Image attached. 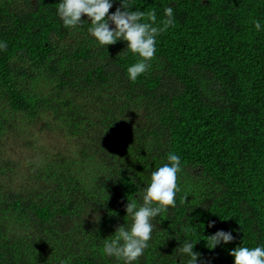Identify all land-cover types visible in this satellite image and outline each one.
<instances>
[{
	"label": "trees",
	"instance_id": "obj_1",
	"mask_svg": "<svg viewBox=\"0 0 264 264\" xmlns=\"http://www.w3.org/2000/svg\"><path fill=\"white\" fill-rule=\"evenodd\" d=\"M59 2L0 0V264H122L104 240L131 223L126 204L170 152L176 208L154 221L138 264H179L185 228L197 264H234L230 250L264 244V0H128L155 12L154 26L165 7L175 18L135 82L127 42L99 45L86 16L65 28ZM42 120L74 148H41L28 175L10 177L5 139ZM220 229L235 239L209 249Z\"/></svg>",
	"mask_w": 264,
	"mask_h": 264
},
{
	"label": "clouds",
	"instance_id": "obj_2",
	"mask_svg": "<svg viewBox=\"0 0 264 264\" xmlns=\"http://www.w3.org/2000/svg\"><path fill=\"white\" fill-rule=\"evenodd\" d=\"M114 3L115 0H60L57 15L65 28L79 27L85 20L82 16H86V20L91 22L88 32L101 46L115 44L121 39L126 41V48L139 57L126 69L128 79L135 82L147 72L149 62L157 52L160 34L174 26V10L171 6L165 7V19L161 21V26H154L157 20L155 12L130 10L128 0H120L121 6L110 12ZM145 18L149 22H142ZM254 27L257 32L264 31V25L258 20ZM7 46L5 41L0 40V51L6 50ZM181 170L180 156L168 153L167 163L151 173L150 182L138 193L141 202L128 199L125 211L131 223L127 227V223L121 225L114 234L105 238L102 247L105 256L115 258L122 264H138L153 238L154 221L165 218L170 209L176 208V197L180 192L178 173ZM212 226L210 223L209 227ZM184 231L186 236L177 248V257L181 258L179 264H197L198 255L194 251L196 242L187 235L192 230L185 228ZM234 239L231 231L220 229L210 235L207 246L214 249ZM230 254L234 257V264H264V244L236 247L230 250Z\"/></svg>",
	"mask_w": 264,
	"mask_h": 264
},
{
	"label": "rangeland",
	"instance_id": "obj_3",
	"mask_svg": "<svg viewBox=\"0 0 264 264\" xmlns=\"http://www.w3.org/2000/svg\"><path fill=\"white\" fill-rule=\"evenodd\" d=\"M52 124L48 125L45 121L38 124H30L25 129L23 135L11 133L5 139L4 153L5 156H11L18 163L14 165V172L10 176L17 178V173H26L28 175V167H35L36 161L41 154V148L54 151L56 149H65L66 147L74 148V142L70 138L57 130H50ZM29 139L31 145H26ZM17 182V181H16Z\"/></svg>",
	"mask_w": 264,
	"mask_h": 264
}]
</instances>
